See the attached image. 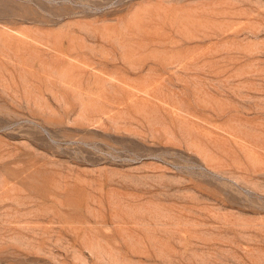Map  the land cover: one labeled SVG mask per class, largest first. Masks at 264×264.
<instances>
[{
    "label": "rangeland",
    "instance_id": "obj_1",
    "mask_svg": "<svg viewBox=\"0 0 264 264\" xmlns=\"http://www.w3.org/2000/svg\"><path fill=\"white\" fill-rule=\"evenodd\" d=\"M0 264H264V0H0Z\"/></svg>",
    "mask_w": 264,
    "mask_h": 264
}]
</instances>
